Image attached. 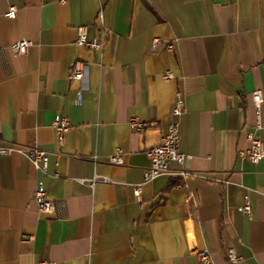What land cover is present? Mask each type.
<instances>
[{"label":"crops","instance_id":"1","mask_svg":"<svg viewBox=\"0 0 264 264\" xmlns=\"http://www.w3.org/2000/svg\"><path fill=\"white\" fill-rule=\"evenodd\" d=\"M80 26L100 49L76 44ZM18 40L26 53L11 51ZM76 60L80 103L67 79ZM177 92L189 174L160 175L137 199ZM57 116L71 124L61 139ZM130 117L151 126L133 131ZM253 132L264 140V0H0V145L23 150L0 155V264H201L202 251L232 264L230 249L264 264V158L237 155ZM33 146L48 152L46 172ZM117 149L123 163L111 164ZM37 181L51 214L33 199Z\"/></svg>","mask_w":264,"mask_h":264},{"label":"built area","instance_id":"2","mask_svg":"<svg viewBox=\"0 0 264 264\" xmlns=\"http://www.w3.org/2000/svg\"><path fill=\"white\" fill-rule=\"evenodd\" d=\"M16 15V7L10 6L5 13L8 18H14ZM76 44L89 49H100L103 45L100 39H88L85 32V27L78 28V34L75 40ZM159 42L158 38L153 40V44ZM31 45L28 40H18L14 42L10 49L14 54H24ZM170 48L171 45H168ZM84 66L82 62L76 60L72 63L71 70L67 76L69 89L75 94L77 103L81 102V81L83 78ZM172 77L171 72L166 71L162 74L163 79ZM252 101L257 108V129L260 127L259 118V104L262 102V94L260 90H254L251 94ZM184 108V101L180 94L177 92L175 100L172 104L170 111V122L166 131L161 135L159 143L146 150L145 154L148 159V166L145 168L143 178L140 183L134 184L133 194L137 199L141 196V186L156 177L163 174H174L180 177H185L189 172L183 167V164L191 158L190 154L183 153L179 150V125L177 118L182 114ZM128 126L131 130L136 132H144L151 126L150 123L140 120L136 117H130ZM52 127L58 135L62 138L63 134L71 128V124L65 116H57L52 123ZM249 146L245 149H239L237 155L240 159H246L251 163H257L264 158V140H262L257 133H247ZM13 151L23 152L22 149L16 148L13 145H0V155H9ZM27 156L35 169L46 172L48 163V152L37 146L27 149ZM108 162L111 164H122L123 159L120 150L117 149L113 154L108 157ZM175 163L179 165V169L171 171L170 164ZM56 175V174H54ZM95 178L91 180L93 184ZM83 182L84 180H80ZM33 199L37 204L38 210L43 214H51L54 210L53 201L47 196L43 183L37 181ZM241 209L247 215H251V206L247 199L243 201ZM199 261L201 264H211V259L207 251L198 253ZM228 261L232 264H239L241 258L230 249L227 253Z\"/></svg>","mask_w":264,"mask_h":264}]
</instances>
